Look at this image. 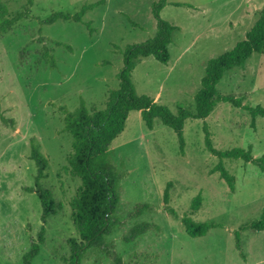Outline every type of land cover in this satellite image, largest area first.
I'll use <instances>...</instances> for the list:
<instances>
[{
    "label": "rangeland",
    "instance_id": "374dc122",
    "mask_svg": "<svg viewBox=\"0 0 264 264\" xmlns=\"http://www.w3.org/2000/svg\"><path fill=\"white\" fill-rule=\"evenodd\" d=\"M1 1L11 13L27 3ZM95 1L31 0L30 17L0 33V264H23L42 225L40 202L27 190L34 186L36 174L29 158L32 138L48 159L46 177L39 183L51 190L60 207L47 218L43 241L30 264L66 263L67 240L78 239L69 201L80 181L67 162L71 136L62 130V108L74 110L80 98L89 108H103L108 90L118 86L120 50L155 33L151 4L158 0H105L86 11L81 22L40 23L52 12L74 13ZM262 7L264 0H166L160 14L178 26L168 45L169 60L166 64L152 56L138 60L131 74L137 94L166 105L174 114L178 107L194 110L193 97L207 60L242 40ZM85 22L94 29L91 35ZM46 49L56 59L54 68L45 60ZM216 89L240 98L244 105L264 107V54L255 52L243 66L227 70ZM204 124L216 149L250 146L254 157L264 153V117H255L252 127L249 112L227 101L217 102L204 120L185 121L183 152L174 131L159 118L148 129L140 112L130 111L108 149L109 163L124 175L116 210L119 222L106 236L107 247L87 250L80 264H114L116 257L123 264H264V229L241 232L242 254L233 236L240 224L264 212V173L240 158H223L235 179L231 191L217 172H211L219 159L205 147ZM168 184L169 202L164 203ZM198 192L202 204L192 212L191 200ZM144 203L148 209L136 215V207ZM183 215L217 226L190 237L180 221ZM140 223L148 227L126 241L124 237Z\"/></svg>",
    "mask_w": 264,
    "mask_h": 264
},
{
    "label": "trees",
    "instance_id": "16d2710c",
    "mask_svg": "<svg viewBox=\"0 0 264 264\" xmlns=\"http://www.w3.org/2000/svg\"><path fill=\"white\" fill-rule=\"evenodd\" d=\"M20 10L11 13L7 5L0 0V33H7L21 19L29 18L28 6L31 0ZM105 0L83 5L78 11L69 13L65 11L52 12L46 18L40 20L41 24H51L56 20L81 22L86 11L103 5ZM28 4V5H27ZM166 4V0L154 1L151 4V14L155 20L156 30L152 37L147 40L126 44L120 50L122 55V66L117 72L118 86L109 89L103 108L88 107L83 98L74 110L65 107L62 130L71 136V152L67 162L72 175L80 181L74 195L69 201L71 209L70 217L77 230L78 239L71 237L67 240L70 249L69 258L65 264H80L84 254L89 249H105L107 247L106 236L111 234L119 222L116 210L119 204V183L124 175L118 174L108 159L110 143L124 129L127 116L130 111H139L141 119L148 129H152L153 120L159 118L161 122L171 128L178 140L179 149L183 152L184 138L183 127L187 119L204 120L214 109L219 101H227L236 107H241L249 112L251 126L255 125V117H264V107L260 105L248 106L241 102L240 98L230 95L219 94L216 85L224 73L234 67H241L253 53L264 54V7L261 8L259 16L246 32L245 37L236 42L235 45L219 55L209 58L205 64L204 74L200 79V85L194 94V110L178 107L174 114L166 105L157 103L153 98L145 94H137L131 79V74L138 60L142 57L152 56L162 64L169 60L168 45L172 41V34L178 26L164 19L160 11ZM174 5H186L185 3H174ZM133 26L137 23L131 21ZM92 34L94 29L90 22L84 23ZM56 46L61 45L54 41ZM68 49H70L68 47ZM46 62L51 68L56 66V59L48 49L44 51ZM4 120V118H2ZM204 144L208 152L217 156L219 161L211 169L217 172L224 180L231 191L235 188V179L224 167L223 158H240L245 163L256 165L264 173V153L259 157L251 154L250 146L247 148L235 147L227 150L216 149L212 145L211 134L206 124L203 125ZM29 158L34 162L36 174L34 186L27 190L33 191L37 196L42 222L37 235V242L31 244V248L23 255V264H30V261L38 252V243L43 241L44 224L47 218L54 215L60 205L56 203L50 189L43 187L39 181L46 177L48 159L34 143L30 141ZM169 184L163 191V202H169ZM201 192H198L191 200L190 209L197 211L202 204ZM147 203L136 207L135 214L140 215L148 209ZM166 211L178 217L176 212L167 207ZM180 221L185 233L190 237H200L207 233L210 228L216 227L214 221H196L190 215H183ZM148 227L147 223L135 225L124 237L130 241L143 233ZM252 229L255 231L264 229V212L255 220L242 223L233 231L235 247L240 254V234L242 231ZM114 264L121 263L118 257L113 258Z\"/></svg>",
    "mask_w": 264,
    "mask_h": 264
}]
</instances>
